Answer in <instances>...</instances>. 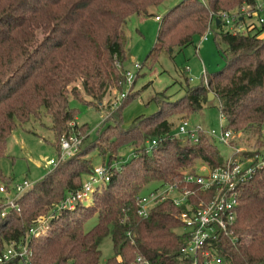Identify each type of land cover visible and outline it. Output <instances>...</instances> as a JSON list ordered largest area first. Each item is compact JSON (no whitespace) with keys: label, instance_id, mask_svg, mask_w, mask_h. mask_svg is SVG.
Wrapping results in <instances>:
<instances>
[{"label":"trees","instance_id":"1","mask_svg":"<svg viewBox=\"0 0 264 264\" xmlns=\"http://www.w3.org/2000/svg\"><path fill=\"white\" fill-rule=\"evenodd\" d=\"M164 1L0 0V160L7 155L14 128L29 129L27 123L43 115L49 117L47 128L54 135L58 154L61 135L77 126L68 96L99 108L113 89L121 91L123 63L129 57L127 19L133 14L154 16L150 9ZM243 1L207 0L203 5L200 0H180L160 16L157 38L146 60L153 62L162 51L172 53L193 44L207 29L211 10L235 9ZM215 27L214 41L225 66L206 74V82L193 87L185 78L178 101L161 98L156 112L134 118L127 128L109 125L98 134L116 130L102 139L105 146L91 148V141H82L73 155L33 183L16 199L17 209L0 214V254L9 245L16 251L24 246L26 262L14 256L0 264H101L99 246L108 235L113 254L105 264H186L181 252L186 235L179 219L183 207L166 199L148 216L140 217L137 197L150 184L183 185V172L196 158L211 168L224 165L225 160L205 134H200L197 143L177 139L164 117L166 108L176 109L181 102L178 112L191 114L211 103L207 93L213 92L224 129L259 137L264 125V37L260 36L264 25L246 34ZM153 138L158 142L146 153L144 147ZM123 145L132 146L131 160L112 165ZM91 149L103 155L102 165L111 172L109 181L91 203H78L73 210L61 212L43 234L31 235L33 220L50 214L92 172L86 157ZM252 154L244 151L243 155ZM12 180L0 168V181L8 194L13 192ZM187 187L195 193L193 203L203 198L196 186ZM92 217L96 223L85 230ZM232 236L221 240L225 264H264V166L239 185ZM137 257L142 260L136 261Z\"/></svg>","mask_w":264,"mask_h":264},{"label":"rangeland","instance_id":"2","mask_svg":"<svg viewBox=\"0 0 264 264\" xmlns=\"http://www.w3.org/2000/svg\"><path fill=\"white\" fill-rule=\"evenodd\" d=\"M179 1L165 0L150 10L152 13L163 16L168 8H172ZM259 3L263 4L260 16L264 19V0H259ZM232 7H224V10L233 11L236 9H230ZM158 28L159 21H156L154 16L133 14L127 19L125 47L129 57L123 63V68L125 72L130 71L133 76V82L130 86L124 82L121 91L113 89L111 94L103 99L99 108L88 105L72 95L68 96V105L74 111L77 124L76 128L72 130L82 139L83 143L87 140L88 142L91 141V148L105 146L102 139L106 135L111 136L116 130L110 128L101 134L102 137L98 134L109 125L127 128L134 118L149 116L156 112L161 98L171 102L178 101L184 93L185 78H188L189 87H193L202 83L203 74H213L225 66L224 57L219 53L214 41L215 25H210L206 39H202V36H196L193 44L180 48V50L176 48L172 53L162 51L153 62V59L151 61L146 60L149 51L155 44ZM224 48V45L220 44V49L223 50ZM136 64H141V68L137 69ZM121 92H127L122 99L119 98ZM121 104L123 106L119 116ZM178 105L176 109L167 107L166 113H164V117H167L172 124L173 133H178V125L181 120H187L189 125L200 126L207 132L213 130L214 134L211 135V141L215 144L223 160L232 155L234 149L231 146L240 149L235 154L240 155L239 157H242L243 151L259 150L264 146V125L262 135L259 137L247 133H238L233 135L230 142L231 146L220 141L223 127L225 128V120L219 113L217 99L191 114L188 111L178 112V108L183 104L180 102ZM113 115H115L114 118ZM49 125V117L43 115L40 120H30L27 123L26 127L31 129L30 131L21 128L19 125L12 131L6 146L7 155L0 160V168L3 174L13 179L10 188L14 183L24 179L30 183H35L52 170L53 166L48 165V161L49 159L56 161L58 154L53 145L55 142L54 135L47 128ZM177 139L180 140V137ZM180 141L185 142L183 139ZM98 151L91 149L86 156L91 160L93 167L103 163V155L99 154ZM131 154L132 146H121L117 153V159L112 161V165L125 161L129 162L132 158ZM105 161L107 160L105 159ZM202 164L204 162L196 158L194 163L187 167V171L195 170ZM86 176L83 177L86 178ZM0 185H2L1 181ZM156 185H147L141 193L149 197ZM10 191L12 192V189ZM5 197H7L6 194L0 192V203L5 200ZM83 205L87 204L84 203ZM96 221L95 217L90 218L85 223V230L92 228ZM99 248L101 250V264H105L113 254L112 241L109 235L102 239Z\"/></svg>","mask_w":264,"mask_h":264},{"label":"built area","instance_id":"3","mask_svg":"<svg viewBox=\"0 0 264 264\" xmlns=\"http://www.w3.org/2000/svg\"><path fill=\"white\" fill-rule=\"evenodd\" d=\"M200 1L203 5H207V1ZM262 7L263 4H260L259 0H244L240 7L233 11L224 9L211 10L209 12V25L203 35H201L202 39H206L210 25H215L216 19L220 21L218 25L233 34H246L256 30V28L264 25V19L260 16ZM155 20L160 22L161 17L156 15ZM261 36H264V31ZM141 66V64H136L137 69H140ZM205 75L203 74L206 82ZM132 80L131 72L126 71L125 82L130 86L133 82ZM126 94L127 92H121L119 98H124ZM219 113L222 117L220 110ZM179 123L178 133L175 136L191 143H197L200 134H205L210 139H212L211 135L213 136L214 134L213 130L207 132L200 126L189 125L187 120H181ZM233 135L230 129H224L223 127L220 141L230 145ZM157 142L155 138L148 141L144 151L149 153ZM81 143L82 139L73 130L68 134L62 135L58 159L56 161L49 159L48 165L53 166V168L56 167L60 161L73 155L79 149ZM231 147L234 151L229 158L225 159L224 165L214 168L206 164L199 165L194 172H183L181 182L183 185L166 183L155 187L149 197L144 196L142 193L137 197L136 212L140 217L148 216L149 211L155 205L166 199H170L177 207H183L179 213V219L182 223V231L186 235L185 243L181 249L186 264H225V260L221 255V240L224 237L233 239L232 228L237 218L239 185L249 181L256 170L264 166V146L259 150L247 151L253 152L248 157L243 154H241L242 157L235 155L240 149ZM110 174L109 169L103 165L93 167L92 172L82 181L80 188L75 191H69L60 203L53 206L54 209L50 214L38 216L33 220L29 233L33 236H39L48 229L50 220L57 218L61 212L73 210L78 203H91L93 195L100 191L109 181ZM32 184L25 179L16 182L13 185L11 194H8L4 186L0 185V192L5 193L7 196L1 206V216L5 215L11 208H18L16 199ZM188 185L196 186L198 191L203 194V198L193 203L191 197L195 193L187 187ZM14 256H19L26 262L27 251L24 246H22L20 251H16L11 245L7 246L0 254V263ZM141 260L140 257L136 258V261Z\"/></svg>","mask_w":264,"mask_h":264},{"label":"water","instance_id":"4","mask_svg":"<svg viewBox=\"0 0 264 264\" xmlns=\"http://www.w3.org/2000/svg\"><path fill=\"white\" fill-rule=\"evenodd\" d=\"M219 22H220V21H219L218 19H216V20H215V25L218 26ZM214 98H215V95H214L213 92H208V93H207V101H208V102L212 101Z\"/></svg>","mask_w":264,"mask_h":264},{"label":"crops","instance_id":"5","mask_svg":"<svg viewBox=\"0 0 264 264\" xmlns=\"http://www.w3.org/2000/svg\"><path fill=\"white\" fill-rule=\"evenodd\" d=\"M153 9V8H152ZM169 9V8H168ZM167 9V10H168ZM151 12V11H150ZM156 15H159V16H161L162 17V14L160 15V14H156V13H154V17L156 16ZM261 36V35H260ZM261 37H264V36H261ZM76 123V122H75Z\"/></svg>","mask_w":264,"mask_h":264}]
</instances>
